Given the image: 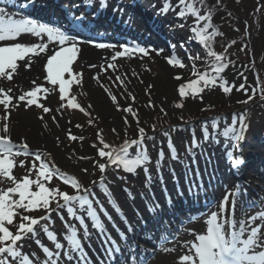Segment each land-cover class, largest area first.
<instances>
[{
	"label": "snow or ice",
	"instance_id": "obj_1",
	"mask_svg": "<svg viewBox=\"0 0 264 264\" xmlns=\"http://www.w3.org/2000/svg\"><path fill=\"white\" fill-rule=\"evenodd\" d=\"M85 3H89L90 0H84ZM100 9H106L108 0H99ZM36 0H26L23 4L24 8L35 6ZM199 5L200 7H198ZM178 6L181 8L178 16L184 18L187 15H191L195 19V26L191 31L196 35L199 41L205 48L208 49L207 56L213 58L210 64L211 72H200L196 68L195 60L199 57H189L192 63V75L196 79L189 80L185 83H181L178 86V95L183 99L187 97L196 98L199 97L202 100V93L206 89H212L217 86L218 81H222L219 86L225 94H230L232 87L227 86V81L223 80L221 73L228 67L230 61H227L225 54H218L211 49V42L213 38L219 33L212 31L209 33V29H213L212 24V12L211 9L207 10V13L201 14V7L207 8L204 0H178ZM78 7V6H77ZM171 5L168 0H165V6L160 10L158 14H167ZM119 11L123 15V9L114 7L113 12ZM65 19L67 26L53 25L46 22H40L35 18L25 16L23 14L14 15L10 13L5 7H0V80L13 81L14 75L18 73L19 64L22 62L25 69H30L33 64V57H39L41 53H46V80L52 86H58L60 93V100H67V107L72 109H79L80 112L90 115L80 103L77 102L75 95L69 97L70 90L74 84L79 85L81 83L82 73H74L73 64L77 61L78 55L81 52L80 44L88 43L94 45L97 49H111L117 48L116 44L97 42L91 37L81 40L79 39V33H73L72 29H79L81 25H92L93 21H90L82 13L76 15L67 6L64 8ZM93 19L95 20L99 15V10L94 12ZM132 17L129 16L124 21L126 26H130ZM201 23L203 26L201 27ZM28 34L32 37L39 38V43H23L19 42V38L22 35ZM99 36L100 33H97ZM47 37V40H44ZM232 43H235L234 41ZM49 44H54L55 49L50 50ZM122 51H115L111 57L113 63L108 64V68L113 71L116 70L117 65L114 61L118 57H131L136 53L147 56L149 49L141 47L139 45L123 44L119 46ZM174 53V45H170ZM157 55L163 52V49H152ZM167 62L170 66L184 68L186 65L178 58L167 57ZM207 62V61H206ZM89 67H96V65H89ZM65 74L69 78H65ZM94 79L98 80L99 76H94ZM111 79V77H109ZM174 79L182 80L181 76H175ZM117 81L123 84L120 76L116 77ZM35 84L36 81L32 80ZM105 87L104 85H101ZM244 86L241 85V88ZM108 95L113 102H116L117 97L112 94L110 90L105 87ZM12 92V88L4 90L0 87V105L5 109L6 115L2 117L5 121L8 120L7 110L9 106L16 108L19 107L20 102H26L25 108L35 105L37 108L42 109L43 113H49L52 111L49 107H46L43 103H40L39 94L48 93L49 89L42 85H37L31 90L24 91L18 97H15L16 103L13 104L14 97L9 93ZM256 94L255 89L253 95L249 96L248 100L242 103H248L252 100ZM131 95V94H129ZM262 99H264V90L261 91ZM135 98L133 97V100ZM149 107H152L151 101ZM65 105H61L56 109V112L60 113L61 108ZM175 107L182 108V103L175 104ZM91 108V105H88ZM163 111V109H161ZM203 110V109H202ZM127 113H131L136 117V113L132 107L125 109ZM62 114V113H61ZM166 114V113H165ZM43 120V116L39 117ZM53 121L56 117H52ZM183 119V118H181ZM138 125V139H132L131 141L125 140L119 147H114L105 143L102 136L99 138V143L103 145L98 149V155L100 158H106V163H98L97 166L102 176L97 184L93 181L92 184L96 185L100 191L108 198L109 203L115 208L118 214L122 215V210L112 197V193L109 187L106 185L103 174L112 166L116 169H122L129 174L137 173V170L143 168L146 174V181H151L149 174L148 164L151 163V158L148 155L147 148L145 146V139L148 138L146 130L143 127H139V120L136 119ZM92 120H89V124ZM127 124V118H125ZM212 125V131H209L208 123L205 122L202 125L203 141L207 142L212 139L216 141L217 136L224 138H230L233 141V149L239 148L240 142L244 139L248 125L246 123V117L244 113L238 115L237 126V114H233L231 125L225 126L223 129L219 127V119L213 118L210 121ZM47 125H45L46 127ZM76 127H81L76 125ZM4 135H0V183L7 181L11 186L7 188H0V264H64L65 261L68 264H89V258L84 249L83 241L79 238V232L75 225L66 224L67 229L64 235L67 247L64 243L59 242L57 234L50 230L49 224H54L51 214L53 211L57 212L63 221V212L61 209H65L69 216L77 220L84 228V235L90 236L83 216L77 215V207L85 212L93 227L99 234L104 236V251L109 257V260L113 261L116 255H124L128 252V248L132 245L129 244L128 248H121L118 242L106 232L103 221L100 219V214L97 212L95 204L99 205L104 211L106 218L111 221V215L107 214V210L103 208V204L96 196L92 187L85 188L79 179L75 175H69L62 172L57 166L51 163V156L49 153L41 152L37 150L32 153L29 151L27 143H14L9 132V124L4 123L2 129ZM153 131L155 126L153 125ZM115 132V129H113ZM164 135L167 137L168 132ZM192 146L188 148V152H192L193 147H200V142L195 139V131H192ZM57 142L59 138L57 137ZM70 139L76 141L77 139L83 140V137H76L70 135ZM154 139V137H150ZM95 146V145H93ZM136 146V152L134 155L130 154V149ZM170 152L173 158H176V149L174 145H170ZM34 156V161L31 167L27 169V174L22 178H17L13 174L14 167L16 166V157L19 156ZM230 163L234 169L244 163L242 157H233L231 153H226ZM164 153L158 152L157 168L161 167ZM81 159H84L83 157ZM25 162L20 161V167H24ZM87 171L86 169L84 170ZM174 171V170H173ZM34 174V175H33ZM54 177H58L63 184L70 186L74 190V194H70L66 191H61L59 187H51L50 182ZM162 178V177H161ZM189 179H191L189 177ZM202 187V184L199 185ZM237 190L234 192H227L222 198L218 211H211L204 223L206 224V231L202 234H196L193 231L194 240L184 243V247L187 248V253L179 257V264H264V210H261L246 220L241 219L239 222L234 217L236 197L240 193L242 185L236 186ZM128 195L131 197V192L125 189ZM189 192H194L193 186L189 185ZM246 195V190H244ZM177 196L182 197L183 191L177 188ZM229 196L232 197L231 209H229ZM166 204L172 206V197H165ZM55 203L56 208H52L51 205ZM251 206L260 207L255 201ZM148 211L152 214H161L160 227L157 229L161 232L159 238V247L165 252L173 251L174 249L165 248L169 242L176 239L177 233L180 231L179 227H176L175 232H171L172 224L165 223L162 217L163 206H159L158 202H154L152 205H146ZM43 210L45 212L42 216H34L32 213ZM227 213V215H225ZM126 220V217H125ZM189 222H194L195 217L189 216ZM260 221L258 224L257 221ZM147 222H145L146 224ZM37 226L40 227V231L51 242L54 243L55 251L50 250L47 246H44L42 242L37 239L40 232L37 231ZM129 230L131 226L128 225ZM13 228L15 230H13ZM118 235L121 237L127 236V234L120 229H117ZM165 233H167L165 235ZM144 237H142L143 239ZM149 242L157 239L155 234L148 238ZM25 241H33L41 248L43 253V259L35 252H25ZM139 248V245L136 246ZM155 247V245H154ZM135 257L137 261H140L141 257L136 252H128V256L124 261V264H132V259ZM107 264V262H105ZM144 264H148L147 257L144 259Z\"/></svg>",
	"mask_w": 264,
	"mask_h": 264
},
{
	"label": "rangeland",
	"instance_id": "obj_2",
	"mask_svg": "<svg viewBox=\"0 0 264 264\" xmlns=\"http://www.w3.org/2000/svg\"><path fill=\"white\" fill-rule=\"evenodd\" d=\"M156 3L161 6L162 9L165 6V0H153ZM259 1L262 0H224L225 4L230 9L240 10L242 13L241 15L243 18H246L248 13L254 8H256V5ZM168 3L171 5L170 10L167 12L170 14V17L165 18L162 22L164 33L167 37V41L169 42V48L168 50H165V48H161L160 45L154 44L153 46L149 45V49H163L164 54L159 55H152V56H142L141 59H139L137 65L133 64L130 67L122 68L119 70H116L114 72L105 73L101 79L96 80L93 79L94 82L91 84V93H87L86 89H83V84L80 83L79 85L74 84L72 86L69 97L72 95H75L77 102L81 104L82 107L86 109L87 112L90 113V115H86L85 113L80 112L79 109H72L67 107V100L68 98H65V100H60V93L56 94V101L52 104H49V108L52 109L49 113H43L42 109H33L32 111L26 112L21 110H12L10 107L7 110L8 120L5 121L2 119L6 115L4 107H0V135H4L2 129L5 122L9 124L10 128V136L15 143H27L29 146V151L34 153L37 150L45 153H49L51 156V163H53L55 166H57L62 172H65L69 175H75L79 181L82 183V185L85 188L92 187L93 190L96 193V196L99 198L100 202L103 204V208L107 210V214H110L111 211L117 212L115 208L109 203V200L105 195L100 191V189L93 185L92 182L96 181L97 184L99 183V180L102 176L101 172H98L99 168L97 166L98 163H106V161L99 157V159H96L95 162H92L90 164L84 163V159H81L83 156H85V159L94 157L95 154H97L98 149L102 147L99 143L100 136L103 137L105 143H108L109 145H112L114 147L119 146L123 141L128 140L125 139L127 137V134L130 135L131 139L138 138V128L136 126L137 122L136 119L139 120V127H148L149 121L144 118V120H141V116L147 114L146 116H150V118L160 117L163 119L168 118V116H165L169 113V116L171 118L177 120V113L185 112L187 109H185V102L187 98H181L178 95V86L181 83H185L189 80L196 79L195 76L192 75V60L189 59V57H198V53L196 52L198 47H202L204 49L205 47L203 44L199 41L197 38L196 41H193L192 43L186 42L184 40V33H189L193 26H195V19L193 16H186L184 18H180L178 16V13L180 12L181 8L178 6V0H168ZM160 12V10H159ZM201 14H206V10L204 8H201ZM263 14V13H262ZM261 17V15H260ZM234 18V17H233ZM233 21V20H232ZM230 21L228 23L220 24L224 31L218 30L217 27L220 25L213 24V29H209V33L212 31H217L219 35L215 36L211 42V45L213 46V49L218 54H225L227 57H229L231 52L235 53V51H238L239 54L246 57L248 54L247 47H242V50L237 48V44L239 43V39L237 38L239 34L244 31V27H234V31L230 32L227 31L228 27L233 25V22ZM178 25V30L176 29V26ZM259 27L261 28V31L258 35L260 46L256 48L255 54H259V61L262 64V68L264 70V14L263 18L260 19ZM227 28V29H226ZM224 32V33H223ZM235 39V40H234ZM234 40L235 43H232ZM152 45V43H151ZM170 45H174V53L173 56V49L170 47ZM154 52V51H152ZM208 53V50L206 51ZM167 57H173L174 59L178 58L180 61H182L186 67L180 68V67H174L170 66L167 62ZM239 57V55H238ZM249 59V58H248ZM256 59V58H255ZM258 59V58H257ZM192 61V62H191ZM212 61V60H207ZM197 63V64H196ZM196 68L200 72H211L209 70V67H200V63L195 60ZM199 65V66H198ZM204 69V70H203ZM207 69V70H205ZM120 76L121 80H123V84L120 83V81L116 80V77ZM175 76H181L182 80H176L174 79ZM111 77V79H109ZM222 81H218L217 87L220 89L221 87L219 84ZM13 81H5L0 80V87H12ZM101 85H104L108 90L112 92L113 95L117 97L116 102H113L111 97L108 95V92L105 90V87H102ZM231 85L227 82V86ZM231 87V86H229ZM83 89V91H82ZM245 88H241V86L234 87L232 85V91L230 94H225L222 98L225 102L228 104L232 101H237L239 97H241L246 91ZM218 91V90H217ZM235 92V93H234ZM131 94V95H129ZM133 97L135 98L133 100ZM83 99V100H82ZM151 101L152 107H149V102ZM182 103V108L175 107V104ZM264 104V102H263ZM61 105H65V107L61 108V112H56L57 108H60ZM88 105H91V108H88ZM262 106V105H260ZM132 107L133 111L136 113V117H134L131 113H127L125 111L126 108ZM187 107V105H186ZM163 109V111L161 110ZM257 108V106L248 105L244 110L246 111L245 117H246V123L250 124L249 126V134H245L244 139L240 142L239 148L240 152L243 156L247 158V155L242 152L241 145H245L248 152L255 153V150H253L252 146L254 144H258L260 147V153L259 155L264 158V106L261 107V109ZM230 110V109H229ZM218 112V111H217ZM215 112V113H217ZM228 112L223 117H220L219 119V127L220 129H223L227 125H231L233 114L232 112ZM62 113V114H61ZM166 113V114H165ZM165 114V115H164ZM43 116V120H40L39 117ZM55 116L56 120L53 121L52 117ZM125 118H127V124L125 123ZM92 120V123L89 124V120ZM225 119V120H224ZM212 119L209 118L208 121H196L193 122V125H176L175 127H172L171 130L168 132L169 135L166 137L164 135V132L157 133L151 132L148 138L145 139L144 143L148 151V155L151 158V163L147 165L149 168V174L151 177L156 176L154 167L156 164V157L158 158V152L163 151L164 156L162 162L167 163V159L171 162L173 170L175 171L174 174H172L173 177H179V179L182 180L186 179L189 176L188 169L192 170V176H193V183L197 184L202 182L203 180V170L202 166L198 164V158H193V160L197 161V169L196 172L193 171V165L192 167H189L187 169H184V172L181 173V170L178 171V166L175 163H172L174 158L173 155L168 150V144H172L173 142L178 145V135H185L186 139L184 142L181 143V145L177 146V150H180L179 158H181L182 161L186 158V150L188 145L190 147L192 146V131L194 129L195 131V139L198 142H202L203 135H202V125L203 123L207 122L209 131H212V125L210 123ZM163 121V120H162ZM166 121V120H165ZM261 126V134L260 138L256 137V131H254V128L256 126H259V122ZM45 125H47L45 127ZM76 125H80L81 127H76ZM237 126L238 124V116H237ZM149 128V127H148ZM113 129H115V132H113ZM200 132V134H198ZM70 135H75L76 137H83V140L77 139L76 141H73L70 139ZM173 137V141L169 139V137ZM36 137V138H35ZM59 138V142H57L56 138ZM150 137H154V139H150ZM130 139V138H129ZM206 146L209 144L203 143ZM95 145V146H93ZM257 146V147H258ZM194 148V147H193ZM236 149V150H238ZM136 146L132 147L130 149V154L134 155L136 152ZM230 152H236L232 147L230 148ZM234 157V156H233ZM227 159V158H226ZM229 159V158H228ZM16 166L14 167L13 174L19 179L22 178L24 175L27 174V169L31 167L32 163H39L38 161H34V156L29 155L27 157L21 155L19 157H16ZM20 161H24V167H20ZM230 166V161L227 160ZM183 165L185 162L182 163ZM242 167H245V164L241 165ZM241 167H239L240 169ZM87 170L86 172L84 170ZM143 169V168H141ZM143 171H140L142 173ZM239 172V171H238ZM154 173V174H153ZM237 173V170L235 171ZM34 175V174H33ZM128 173L125 172L122 169H116L115 166L110 167L107 169V171L103 174L104 179L108 181V187L112 193V197L114 198L115 202L119 205V208H121V204L117 201L116 195L118 193L119 186L118 184H124V185H131L132 181L128 179ZM143 177L146 178V174L142 173ZM158 176V175H157ZM197 176H199V179L197 180ZM159 177V176H158ZM137 181L139 180V177H137ZM167 178V176H165ZM54 180V178H53ZM52 180V181H53ZM105 180V181H106ZM135 180V181H136ZM204 183V182H203ZM237 183V182H236ZM234 183L235 188L232 189L231 192H234L237 188L236 186L238 184ZM166 190L170 191V186L168 184H165ZM11 186L9 182L4 181L3 183H0V188H7ZM224 186H227L225 184ZM169 187V188H167ZM207 188V187H206ZM225 189V188H224ZM223 190H221L219 193H217L215 198H221L223 195ZM230 192V193H231ZM160 193H163V188H160ZM230 198V196H229ZM261 199L264 198V193L260 196ZM94 207H96L97 212L100 214V217H104L103 224L108 227H113L118 224V221H109L104 211L100 208L99 205L95 204L94 201ZM146 205H150V203H144V208ZM152 205V204H151ZM52 208H56L53 206ZM62 210L65 209H61ZM262 209L259 208L258 210L254 211L255 213L261 211ZM66 211V210H65ZM207 211V209L205 210ZM203 211L201 214L199 212L193 214V216L200 218V217H207V215L210 214V212L207 214ZM67 212V211H66ZM77 212L79 213V208L77 207ZM57 214V212L53 211L51 214L52 221H54V224H49V228H56L60 229V232L62 234L65 233V222L66 220L63 219L55 221L54 215ZM64 215V214H63ZM186 216H184L185 218ZM144 222V221H143ZM176 223V222H175ZM172 229L174 228V222H172ZM176 227V226H175ZM178 227V226H177ZM13 230H15L13 228ZM176 230V229H175ZM37 231L42 234L40 231V227L37 226ZM175 232V231H173ZM141 244H144L143 247L148 253H153V245H149L145 243V241L142 242V240L138 241ZM157 243V242H155ZM53 243L50 242L48 244L49 248H53ZM138 245V244H137ZM145 245L151 247L152 249L149 250L148 247ZM24 250V249H23ZM142 250V245H141ZM37 253V251H36ZM151 253L149 255H151ZM133 264H143V262L140 261H134Z\"/></svg>",
	"mask_w": 264,
	"mask_h": 264
},
{
	"label": "bare ground",
	"instance_id": "obj_3",
	"mask_svg": "<svg viewBox=\"0 0 264 264\" xmlns=\"http://www.w3.org/2000/svg\"><path fill=\"white\" fill-rule=\"evenodd\" d=\"M118 0H108V5L106 9H102L101 13H99L98 17L94 20L93 13L95 8L90 9L89 7H85L88 13V16L92 17L89 19L93 21V27L88 29V33H82L81 29L86 27V25H81L79 29H72L73 33L78 32L79 39L85 40L91 37L93 40H97V42H103V40L107 39H123L130 41L131 39L137 40L139 37L143 39L144 42H153V44L160 45L161 48H169V42L167 41V37L165 35V31L162 25V20L158 18L157 11L159 9V4L156 6L153 0H135L134 6H128L126 2L118 3ZM79 4H83L84 0H47L45 5H37L36 7L43 8V17L44 20H40V22H47L49 24H59V25H67V21L65 19V12L64 8L67 6L69 9L71 6H77ZM6 4H10V0H7ZM141 4V5H140ZM84 5H88L84 3ZM0 7H5L4 5H0ZM33 6L32 11L36 8ZM114 7H119L123 9V15L119 11L113 12ZM6 8V7H5ZM78 7L74 9H70L72 12H76ZM10 13H13L8 8H6ZM39 10V8H37ZM16 15L15 13H13ZM132 17L131 25H125L124 21L128 19V17ZM154 18H153V17ZM152 18V19H151ZM101 29H110L114 30L111 34L100 33L97 35V32ZM146 29H148L146 31ZM151 30V34L149 33ZM105 34V35H103ZM102 36V37H101ZM141 39V41H142ZM44 40H47V37H44ZM135 40V41H136ZM19 42L23 43H39L41 42L39 38L32 37L28 34L22 35L19 38ZM127 44V43H124ZM138 45L137 43H133ZM132 44V45H133ZM117 48L115 50L111 49H97L94 45H90L88 43L80 44L81 52L78 55L77 61L73 64V71L74 73H82L81 83L83 84V89H86L87 93H91V84L93 81L94 76H99V79L105 75V73L114 72L112 69L108 68L109 63H113L111 61V57L114 55L115 51H122L123 49L120 48V45L123 44H116ZM145 45V44H143ZM143 45H139L144 47ZM55 48L54 44H49V49L52 50ZM163 54V53H160ZM46 53H41L39 57H33V64L30 69H25L24 64L22 62H18L19 68L18 73L14 75L13 78V85H12V92L9 93L13 95L14 100L13 104L16 103L15 97H18L24 91L31 90L32 88L36 87L37 85H42L43 87H47L49 89L48 93H41L39 94L40 103H43L46 107H49V104H52L53 101H56V94L58 93L59 89L58 86L50 85L47 80V72H46ZM157 55L156 52H152L149 50V54L147 56ZM145 55L136 53L131 57H118L114 63L117 65L116 70L124 69L130 67L133 64L138 63L139 59ZM89 65H96V67H89ZM115 70V71H116ZM65 78H69L67 74H65ZM104 78V77H103ZM98 79V80H99ZM32 80H35L36 83L33 84ZM91 83V84H90ZM74 86V85H73ZM2 87V86H1ZM5 91L10 87H2ZM82 89V91H83ZM0 98H2V94H0ZM83 100V99H82ZM26 102H20L19 107L13 108L11 106L10 109L12 110H21V111H32L33 109H37L35 105H32L25 108ZM0 107H3L0 105ZM262 124L259 122V126L254 128L256 131V137L260 138L262 128L260 126ZM200 134V132L198 133ZM264 137V136H263ZM36 138V137H35ZM186 139L185 135H178V145H181ZM203 143L209 144L206 146ZM233 145V141L230 138H224L221 136H217L215 142L212 139H209L207 142H200V147L192 148V152H188V145L186 150V158L184 161L179 158L180 150L178 149V157L175 160V164L178 166V171L181 170V173L184 172V169L192 167L193 165V158H198V164L202 166L203 175L205 176V182L207 185V189L199 190L200 197L198 194L194 195L189 192V184L186 183L185 179H179V177H173L172 172L173 168L170 164L171 162L167 159V163L162 162L161 167L158 169L157 164H155L154 170L156 176L151 177L150 186L149 182L146 181V178L143 177L142 173H145L143 169H138L137 173L129 174L128 179L132 181L131 185H124L118 184L119 189L116 195L117 201L121 204L122 215L118 214L117 212L111 211L109 215H111V221H118V226L108 227L106 225L105 229L108 234H110L122 248H128V245L131 244L132 247L128 248V252H136L140 255L141 259L144 260L145 256L147 257L148 264H179V257L183 254L187 253V248L183 245L187 241L194 240V235L192 234L195 231L196 234H202L206 231V224L204 223L205 217L197 218L195 217L194 222H189L188 217L192 216L193 213L199 211L200 207L195 206V202L201 203V194L208 192L210 197L214 202L212 203V208H209V212L211 211H218L220 207V203L222 198L225 196L226 191L230 192L231 186L233 183L239 182L242 185L240 195L236 197L235 203V211L234 217L239 222L241 219H247L251 215L255 214L254 211L258 210L262 207L264 210V198L261 199V194L264 193V158L259 155L260 147L258 144H254L252 147L255 150V153L248 154L245 145L242 144V152L247 155V159L244 161L245 167L242 168L243 170L237 176L232 171L234 169L232 165L227 160L228 156L226 155L227 152H230V148ZM258 146V147H257ZM233 148V147H232ZM156 157L157 162V156ZM227 158V159H226ZM185 162L183 165L182 163ZM192 164V165H191ZM140 171H143L140 173ZM154 174V173H153ZM159 177H158V176ZM167 176V178H165ZM139 180L137 181L136 179ZM162 177V178H161ZM136 180V181H135ZM193 183V180H189ZM227 182L230 185L227 189L223 192V196L220 198H215L217 193L224 189L223 183ZM165 184L170 186L167 187L172 192V206L166 204L165 195L164 193H160V188L166 187ZM182 185V186H180ZM177 188L183 189V196H177ZM128 189L131 192L130 198L128 192L125 191ZM199 189V188H198ZM213 193H212V191ZM244 190H246V195L244 194ZM232 198V197H231ZM261 205L260 207L251 206L253 202ZM154 202H158L159 206H163V213L162 217L165 220V223L168 221H174L175 224L180 228V231L177 233L178 237L174 240L173 245L165 246L168 249H174L173 251L165 252L162 248L156 245L155 253L153 255H147L143 252V250L134 248V244H139L138 241L144 240L147 244L153 243V240L149 242L150 237L153 234H157V229L160 227V220L161 214H152L148 211V208H144V203L153 204ZM231 202L232 199H229V209H231ZM199 208V209H198ZM63 212V219L66 220V224L75 225L77 231L79 232V238L83 241L84 249L86 253H89V264H113L112 260H109V257L105 254L104 251V236L99 234L97 230L93 227L91 221L87 217L85 212H82L79 209V213L77 212L78 216H83L85 223L87 224L88 232L90 236L84 235V228L83 226L71 216L65 210ZM227 215V213L225 214ZM184 216H186V221H184ZM126 217V220H125ZM194 217V216H193ZM54 219L57 221L61 220L58 214L54 215ZM101 221H104V217H100ZM144 221V222H143ZM145 222H147L145 224ZM257 223L259 224L260 221L258 220ZM65 224V225H66ZM128 225L131 226V230H129ZM57 229L52 228L50 230L54 231L57 236L58 240L61 243H64L67 247L66 241L64 240V235L67 232L65 227V233L62 234L60 229L56 226ZM117 229L123 230L127 236L121 237L118 235ZM161 236V234H159ZM142 237H144L142 239ZM37 239H39L44 246H48L51 242L49 241L44 234H40ZM158 240V239H157ZM25 252H35L37 251V255L43 259V253L41 248L37 246V244L33 241H25ZM53 243V242H52ZM53 248H49L50 250L55 251L54 243L52 244ZM128 252H125L124 255H117L116 259L114 260V264H124L128 256ZM64 264H68L67 261Z\"/></svg>",
	"mask_w": 264,
	"mask_h": 264
},
{
	"label": "trees",
	"instance_id": "obj_4",
	"mask_svg": "<svg viewBox=\"0 0 264 264\" xmlns=\"http://www.w3.org/2000/svg\"><path fill=\"white\" fill-rule=\"evenodd\" d=\"M204 2L207 5L206 9H211L213 15H219L217 17H223L224 15L230 16V18L233 20V25L228 27L227 31L233 32L234 27L240 28L245 25V30L242 31L237 37L239 39V43L237 44L236 49L239 48L242 50V47L244 46L247 47V49L252 50L253 56H256V62L258 63L255 64L253 60L248 58L245 59L242 55L238 57V51H235V53L231 52L232 54L227 57V61H230V63L225 71L221 73V77L223 80L233 84L235 87L243 85L247 90V96H252L253 90L255 89L256 94L253 99L262 97L261 91L264 90V70L262 68L261 62L259 64L260 55L258 53L255 54V52L257 50L256 48L260 46L258 35L261 31V28L259 27V22L260 19L263 18L264 14V0L259 1L256 5V8L250 11L246 18H243L240 10L237 11L235 9H230L227 4H225L224 0H204ZM236 55L237 58L235 57ZM252 62L254 64H252ZM201 95L202 100L199 97L186 99L185 103L187 105V110L186 112L182 113L183 118L196 117L201 113H207V111L212 112L217 109H228L231 105L238 106L239 103L238 102L234 104L233 102L232 104H228L222 100L225 93L217 86L212 89H206ZM160 120L161 119L157 120L156 126L163 123ZM94 161L95 159L91 158L88 163L90 164ZM49 186L57 187L56 182L54 181L50 182ZM40 214L42 213H39V215Z\"/></svg>",
	"mask_w": 264,
	"mask_h": 264
}]
</instances>
